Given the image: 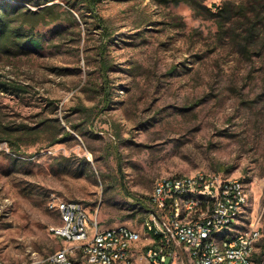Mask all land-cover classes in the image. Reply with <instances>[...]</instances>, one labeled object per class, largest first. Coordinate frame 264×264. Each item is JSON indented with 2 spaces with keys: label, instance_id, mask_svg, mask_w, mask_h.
<instances>
[{
  "label": "rangeland",
  "instance_id": "obj_1",
  "mask_svg": "<svg viewBox=\"0 0 264 264\" xmlns=\"http://www.w3.org/2000/svg\"><path fill=\"white\" fill-rule=\"evenodd\" d=\"M225 1L99 0L71 10L77 23L43 28L42 48L0 60L4 120L53 123L18 153L0 142V264L65 245L49 231L50 201L82 203L101 227L141 228L154 181L174 173L240 178L264 219V16L248 40L234 6L218 26ZM60 126L70 134L49 145Z\"/></svg>",
  "mask_w": 264,
  "mask_h": 264
},
{
  "label": "built area",
  "instance_id": "obj_2",
  "mask_svg": "<svg viewBox=\"0 0 264 264\" xmlns=\"http://www.w3.org/2000/svg\"><path fill=\"white\" fill-rule=\"evenodd\" d=\"M64 246L22 264H264L263 214L251 211L240 178L203 170L154 181L141 228L101 227L74 200L50 201Z\"/></svg>",
  "mask_w": 264,
  "mask_h": 264
},
{
  "label": "trees",
  "instance_id": "obj_3",
  "mask_svg": "<svg viewBox=\"0 0 264 264\" xmlns=\"http://www.w3.org/2000/svg\"><path fill=\"white\" fill-rule=\"evenodd\" d=\"M33 1L36 7L34 9L27 5H22L18 2H9L7 0H0V60L2 58L16 57L25 53H28L32 49H40L44 44V37L42 34L43 28L53 26L56 31L59 29L60 24L70 21L71 23H77L76 18L72 13V9L81 8V5L91 3L92 5L99 0H62V3L54 0H27ZM175 2L182 0H173ZM188 3L195 0H183ZM233 6L237 8L235 11H239L246 23V35L245 38L250 40L257 31H259L258 24H260L261 18L264 16V0H247L245 3L234 4L231 0H226L219 11L213 12L215 16L218 15L217 23L219 27H222L224 20V13L230 18L232 16ZM197 13H201L199 8H196ZM83 15V14H82ZM81 17V16H80ZM81 20L83 18H80ZM98 20H101L98 17ZM104 27H106L104 25ZM107 31V29H104ZM108 46L106 45L104 53L99 54L96 58L98 61V70L107 72L112 66V62L106 56ZM98 92L103 93V99L109 103L111 100L112 92L108 91V87L104 89V83L96 82ZM21 90L24 87L16 85ZM103 89V90H102ZM107 96V98H106ZM105 97V98H104ZM83 109V108H80ZM41 129H37L36 126H29L28 124H13L5 121L0 111V142L5 141L10 149L14 152H19L21 142L24 140V136L34 135L37 137L42 131L52 127V119H46L43 121ZM59 125V124H58ZM63 131V137H53L49 145L64 139L66 135H69L64 127L60 126L56 131L61 134ZM54 136V135H53Z\"/></svg>",
  "mask_w": 264,
  "mask_h": 264
}]
</instances>
